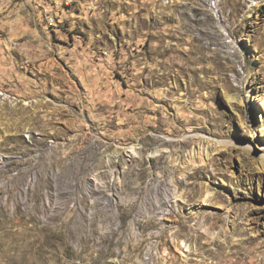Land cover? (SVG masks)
<instances>
[{"label":"rangeland","instance_id":"rangeland-1","mask_svg":"<svg viewBox=\"0 0 264 264\" xmlns=\"http://www.w3.org/2000/svg\"><path fill=\"white\" fill-rule=\"evenodd\" d=\"M11 3L0 264H264V0Z\"/></svg>","mask_w":264,"mask_h":264},{"label":"built area","instance_id":"built-area-1","mask_svg":"<svg viewBox=\"0 0 264 264\" xmlns=\"http://www.w3.org/2000/svg\"><path fill=\"white\" fill-rule=\"evenodd\" d=\"M7 1L8 0H0V3L4 5V3H6ZM20 1H24V0H20ZM32 1L36 6V8L38 9L41 17V21L44 23L45 27L55 33L57 31V28L52 27V24L49 22L48 9L49 7H56L58 13L61 16V12L63 11V9H61V6L56 1H48V0H32Z\"/></svg>","mask_w":264,"mask_h":264},{"label":"crops","instance_id":"crops-1","mask_svg":"<svg viewBox=\"0 0 264 264\" xmlns=\"http://www.w3.org/2000/svg\"><path fill=\"white\" fill-rule=\"evenodd\" d=\"M23 2H27L26 6L28 8V11H30L31 15L33 14V17L35 15H37V8L34 5L33 1H29V0H24ZM11 0H8L5 5H2V3L0 4V15H6V13L9 12L10 8H11ZM14 11V9H13ZM8 15V14H7Z\"/></svg>","mask_w":264,"mask_h":264},{"label":"bare ground","instance_id":"bare-ground-1","mask_svg":"<svg viewBox=\"0 0 264 264\" xmlns=\"http://www.w3.org/2000/svg\"><path fill=\"white\" fill-rule=\"evenodd\" d=\"M49 1V0H48ZM58 4L60 3V0H55ZM74 0H63V2L65 3H68V2H73ZM1 4V3H0ZM48 17H49V22L52 24V27L54 28H59L60 26V23L59 21L57 20L56 16L54 15L53 13V10L51 7H49L48 9ZM133 151V148L132 149H128V152H132ZM164 214V213H163Z\"/></svg>","mask_w":264,"mask_h":264}]
</instances>
